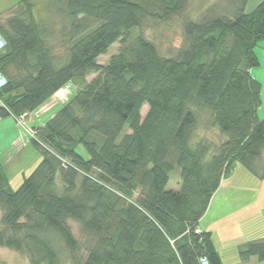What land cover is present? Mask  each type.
<instances>
[{
	"label": "trees",
	"instance_id": "trees-1",
	"mask_svg": "<svg viewBox=\"0 0 264 264\" xmlns=\"http://www.w3.org/2000/svg\"><path fill=\"white\" fill-rule=\"evenodd\" d=\"M190 1L47 0L64 19L62 56L29 0L0 23L7 79L0 116H27L81 82L32 127L41 160L16 189L0 161V246L24 251L30 264H60L55 241L81 249L71 219L88 236L81 264H222L211 232L198 222L236 165L264 179V118L257 116L263 85L251 75L260 65L264 0L249 10V0H217L186 16L183 44L161 55L140 30L182 14ZM116 41L115 54L99 63ZM203 110L224 136L216 152L209 141H192ZM176 167L174 190L166 185ZM238 255L264 260V237L247 241Z\"/></svg>",
	"mask_w": 264,
	"mask_h": 264
},
{
	"label": "rangeland",
	"instance_id": "rangeland-1",
	"mask_svg": "<svg viewBox=\"0 0 264 264\" xmlns=\"http://www.w3.org/2000/svg\"><path fill=\"white\" fill-rule=\"evenodd\" d=\"M19 0H0V23L4 24L6 17L10 14L17 12L20 8L18 5ZM217 0H191L188 8L177 16L171 19L163 21L149 20L143 25L140 32L150 39L157 47L161 55L168 56V54L174 53L184 42L185 35L182 32V21L186 16L195 17L199 11L209 4ZM31 7L30 10L34 15L38 23L44 25L47 31H51V35L48 37L49 43L52 45L53 52L58 56H62L63 51V37L60 33V27L64 23L62 15L49 6L47 0H29ZM138 31V30H135ZM1 41V36H0ZM2 43V42H0ZM264 42L260 41V45ZM119 42H114L108 48V51L104 55L97 57V60L101 64H105L108 58L115 54L118 50ZM96 73L88 74L85 76L84 81H89L95 77ZM0 79L3 81L6 77L0 72ZM80 81L78 80L70 82L60 90L53 93V96L45 102L38 110L33 111L31 114L25 116L15 117L14 115L0 116V161L2 162V170L6 172L8 181L12 189H16L22 182L24 176L29 175L35 166L40 162V152L31 143L30 139L33 135V126L43 124V122L52 116L79 88ZM261 107L257 111V116L260 119L264 118V92L263 100H261ZM147 106H142L140 112L143 117L146 114ZM209 113L203 110L198 113V122L193 130L192 141L202 139L209 141L211 144V151L216 152L217 146L223 141L224 136L217 129L210 125ZM125 127L120 133L121 136L127 132ZM264 161V154L261 161ZM238 167H241L238 165ZM179 168L176 167L169 173L170 178L167 183V188L178 189L179 185ZM58 185L60 181L56 179ZM1 217V210H0ZM71 231L75 238L80 243L81 249L79 251H68V249L60 241H55V244L60 249V264H74L79 261L81 264L86 254L83 250L84 241L88 239V236L82 232L80 225L69 219L68 220ZM0 264H30L29 257L26 256L24 251L15 250L10 247L0 246Z\"/></svg>",
	"mask_w": 264,
	"mask_h": 264
},
{
	"label": "crops",
	"instance_id": "crops-1",
	"mask_svg": "<svg viewBox=\"0 0 264 264\" xmlns=\"http://www.w3.org/2000/svg\"><path fill=\"white\" fill-rule=\"evenodd\" d=\"M260 1L262 0H249L247 10ZM255 53L260 65L251 69V75L263 85V100L264 43L255 48ZM238 165L227 177L221 179L198 227L201 231L211 232L222 264H264V260H259L256 256L243 262L238 255L247 241L264 237V179H258Z\"/></svg>",
	"mask_w": 264,
	"mask_h": 264
},
{
	"label": "built area",
	"instance_id": "built-area-1",
	"mask_svg": "<svg viewBox=\"0 0 264 264\" xmlns=\"http://www.w3.org/2000/svg\"><path fill=\"white\" fill-rule=\"evenodd\" d=\"M1 36V35H0ZM0 42H2V43H0V50L3 48V46L5 45V43H4V39L2 38V36H1V41ZM5 84V79H3V81L0 79V87L2 86V85H4ZM199 230H197L196 232H198ZM201 260H202V263L203 264H206L207 262H206V259H204V258H201Z\"/></svg>",
	"mask_w": 264,
	"mask_h": 264
}]
</instances>
